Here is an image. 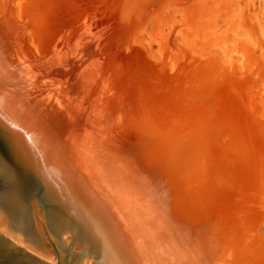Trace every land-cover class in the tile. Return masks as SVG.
<instances>
[{"label": "water", "instance_id": "1", "mask_svg": "<svg viewBox=\"0 0 264 264\" xmlns=\"http://www.w3.org/2000/svg\"><path fill=\"white\" fill-rule=\"evenodd\" d=\"M123 1L0 0V264H264L259 87Z\"/></svg>", "mask_w": 264, "mask_h": 264}, {"label": "rangeland", "instance_id": "2", "mask_svg": "<svg viewBox=\"0 0 264 264\" xmlns=\"http://www.w3.org/2000/svg\"><path fill=\"white\" fill-rule=\"evenodd\" d=\"M118 17L136 32L131 47L154 65L169 62L179 49L192 60L234 67L259 87L264 122V0H124ZM258 203L264 210V186ZM254 232L264 240V218Z\"/></svg>", "mask_w": 264, "mask_h": 264}]
</instances>
